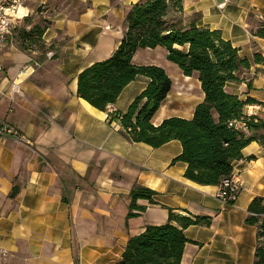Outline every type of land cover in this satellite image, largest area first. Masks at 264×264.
Wrapping results in <instances>:
<instances>
[{
    "label": "crops",
    "instance_id": "1",
    "mask_svg": "<svg viewBox=\"0 0 264 264\" xmlns=\"http://www.w3.org/2000/svg\"><path fill=\"white\" fill-rule=\"evenodd\" d=\"M45 1L25 6L32 14ZM139 1L71 0L47 15L41 11L48 21L42 48L0 40V125L17 133L0 134V264H115L130 237L167 222L170 208L211 217L210 225L184 229L190 241L181 264H255L258 226L247 217L251 202L264 196V144L252 140L233 162L241 190L235 202L225 203L218 184L185 177L187 163L173 161L181 141L159 147L135 142L112 118L127 111L149 78L138 76L106 110L77 95L78 74L115 52L126 15ZM180 16L185 24L219 29L241 56L264 57V37L255 35L264 23V0H183ZM167 53L157 46L133 56L135 64L162 66L173 82L155 125L172 116L191 119L205 96L198 73L185 75ZM241 77L228 81L226 90L242 101L254 99L243 115L264 119V63H253ZM13 82L22 95L12 92ZM245 133L264 134V126ZM135 184L155 190L156 202L139 199L145 210L128 216Z\"/></svg>",
    "mask_w": 264,
    "mask_h": 264
},
{
    "label": "trees",
    "instance_id": "2",
    "mask_svg": "<svg viewBox=\"0 0 264 264\" xmlns=\"http://www.w3.org/2000/svg\"><path fill=\"white\" fill-rule=\"evenodd\" d=\"M183 0H140L126 15V30L118 48L108 58L96 61L77 76V95L93 106L106 110L114 104L123 89L138 76L149 78L146 88L120 114L119 122L135 142L153 147L177 139L183 150L173 161L187 163L185 177L200 184H220L233 172V162L240 159L242 149L252 140L264 144V134L247 135L230 126L232 120L244 118L249 128L261 130L264 119H248L243 115L247 103L226 90L228 81L239 82L243 71L253 63H264L260 52L253 58L241 56L238 47L225 39L219 29L185 24L180 14ZM28 18V17H27ZM26 18V19H27ZM48 21L22 30L24 49L41 43ZM255 35L264 37V23ZM167 49V58L185 75L198 73L204 100L191 119L178 116L165 118L155 125L152 118L172 88V79L165 68L156 64H135L133 56L139 48ZM251 84L249 83V86ZM117 119L116 115L112 116ZM156 191L135 184L131 190L128 216L144 211L137 203L148 199L155 203ZM264 196L256 197L249 206L247 222L258 226L255 264H264ZM177 223L178 225H175ZM211 217L169 209V219L162 224H149L141 233L131 236L122 258L115 264H181L185 245L190 241L184 229L190 225H210Z\"/></svg>",
    "mask_w": 264,
    "mask_h": 264
},
{
    "label": "built area",
    "instance_id": "3",
    "mask_svg": "<svg viewBox=\"0 0 264 264\" xmlns=\"http://www.w3.org/2000/svg\"><path fill=\"white\" fill-rule=\"evenodd\" d=\"M28 0H0V40H4L5 37L11 33V31L20 23L22 20L29 17L30 12L26 8V3ZM225 2L220 5H224ZM20 8H24L27 10V14H13L18 13ZM5 10H12L11 12H6ZM49 56L53 55L52 51L48 52ZM12 92L16 94H23V91L18 83L13 82L12 84ZM115 112L113 108H109V113L112 115ZM117 120L120 119V114L116 115ZM119 121V120H118ZM230 126L234 127L236 130L247 131L249 129V125L247 120L244 118L235 119L230 121ZM0 134L7 135H16L17 133L12 130V128L3 123L0 125ZM241 190V179L237 174H232L228 177L223 178L221 183L219 184V189L217 192V196L221 198L225 203H233L239 196ZM264 216V213L261 214Z\"/></svg>",
    "mask_w": 264,
    "mask_h": 264
},
{
    "label": "rangeland",
    "instance_id": "4",
    "mask_svg": "<svg viewBox=\"0 0 264 264\" xmlns=\"http://www.w3.org/2000/svg\"><path fill=\"white\" fill-rule=\"evenodd\" d=\"M68 1L71 0H46L44 4H38L37 7L35 8L34 12L30 15L26 20L21 21L20 23L17 24V26L11 31L10 34H8L5 37V41L7 42H13V43H17L21 46L22 44V30L26 29L29 30V24L32 23L33 18L35 17H39V25L43 24L44 19L40 18L41 17V11L44 12L45 15L49 14L52 12L51 8L53 9H58V7L62 6L63 4L68 3ZM41 43L39 44H35L33 43L32 46H30L31 48H41ZM264 240V239H263Z\"/></svg>",
    "mask_w": 264,
    "mask_h": 264
},
{
    "label": "clouds",
    "instance_id": "5",
    "mask_svg": "<svg viewBox=\"0 0 264 264\" xmlns=\"http://www.w3.org/2000/svg\"><path fill=\"white\" fill-rule=\"evenodd\" d=\"M6 12H11L12 10H5ZM13 14H27V10L24 8H20L18 13Z\"/></svg>",
    "mask_w": 264,
    "mask_h": 264
}]
</instances>
